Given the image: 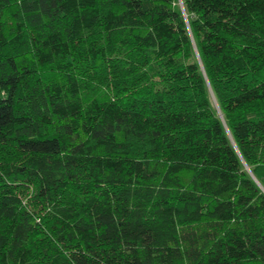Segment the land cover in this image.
<instances>
[{
	"label": "trees",
	"instance_id": "obj_1",
	"mask_svg": "<svg viewBox=\"0 0 264 264\" xmlns=\"http://www.w3.org/2000/svg\"><path fill=\"white\" fill-rule=\"evenodd\" d=\"M0 0V264H264V0Z\"/></svg>",
	"mask_w": 264,
	"mask_h": 264
},
{
	"label": "rangeland",
	"instance_id": "obj_2",
	"mask_svg": "<svg viewBox=\"0 0 264 264\" xmlns=\"http://www.w3.org/2000/svg\"><path fill=\"white\" fill-rule=\"evenodd\" d=\"M179 4H181V0H180Z\"/></svg>",
	"mask_w": 264,
	"mask_h": 264
},
{
	"label": "water",
	"instance_id": "obj_3",
	"mask_svg": "<svg viewBox=\"0 0 264 264\" xmlns=\"http://www.w3.org/2000/svg\"><path fill=\"white\" fill-rule=\"evenodd\" d=\"M181 7H182V4H181Z\"/></svg>",
	"mask_w": 264,
	"mask_h": 264
}]
</instances>
